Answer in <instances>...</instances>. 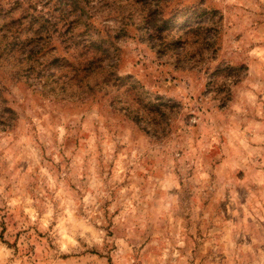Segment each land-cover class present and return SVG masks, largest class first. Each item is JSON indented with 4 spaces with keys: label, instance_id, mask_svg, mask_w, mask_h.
<instances>
[{
    "label": "rangeland",
    "instance_id": "374dc122",
    "mask_svg": "<svg viewBox=\"0 0 264 264\" xmlns=\"http://www.w3.org/2000/svg\"><path fill=\"white\" fill-rule=\"evenodd\" d=\"M76 1L0 0V264H264V0Z\"/></svg>",
    "mask_w": 264,
    "mask_h": 264
},
{
    "label": "trees",
    "instance_id": "16d2710c",
    "mask_svg": "<svg viewBox=\"0 0 264 264\" xmlns=\"http://www.w3.org/2000/svg\"><path fill=\"white\" fill-rule=\"evenodd\" d=\"M78 5H79V3L76 0H64V3H57V7L59 8V12H60L61 16L64 13V11H62L63 9H61V8L69 7L71 9H75L78 7V9H81V7H79ZM62 6H64V7H62ZM167 22L168 21H166V20L165 21L159 20L158 27H160V24H164V26H166ZM153 24H155L154 21H153ZM82 25L84 26L85 29L90 27V23L86 19H84L82 21ZM155 28H157V27H155ZM85 44H90L93 46L96 45L89 35H85L82 38V46ZM96 50H97V48H96ZM157 99L158 98H156L155 101H150V99L147 101H145V100L142 101L145 104V105H143L145 107V111H141V112H143L144 116H146L147 118H150L151 120H153L151 115L155 116L157 114V112H159V113L163 112L162 110H160V106L162 103ZM134 111H135V113H137L136 110H134Z\"/></svg>",
    "mask_w": 264,
    "mask_h": 264
}]
</instances>
